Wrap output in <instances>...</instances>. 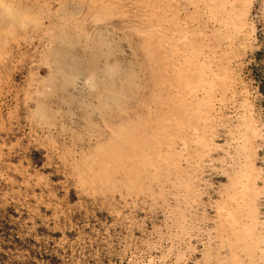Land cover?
Instances as JSON below:
<instances>
[{"label": "rangeland", "instance_id": "obj_1", "mask_svg": "<svg viewBox=\"0 0 264 264\" xmlns=\"http://www.w3.org/2000/svg\"><path fill=\"white\" fill-rule=\"evenodd\" d=\"M0 264H264V0H0Z\"/></svg>", "mask_w": 264, "mask_h": 264}]
</instances>
